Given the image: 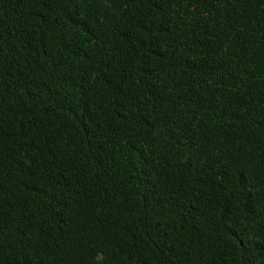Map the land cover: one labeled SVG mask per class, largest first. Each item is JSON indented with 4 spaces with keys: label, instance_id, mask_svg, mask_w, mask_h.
I'll return each instance as SVG.
<instances>
[{
    "label": "trees",
    "instance_id": "16d2710c",
    "mask_svg": "<svg viewBox=\"0 0 264 264\" xmlns=\"http://www.w3.org/2000/svg\"><path fill=\"white\" fill-rule=\"evenodd\" d=\"M0 264H264V0H0Z\"/></svg>",
    "mask_w": 264,
    "mask_h": 264
}]
</instances>
